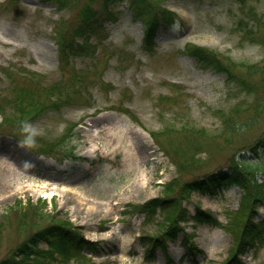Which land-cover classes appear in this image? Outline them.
Here are the masks:
<instances>
[{"label": "rangeland", "instance_id": "374dc122", "mask_svg": "<svg viewBox=\"0 0 264 264\" xmlns=\"http://www.w3.org/2000/svg\"><path fill=\"white\" fill-rule=\"evenodd\" d=\"M161 2L177 19L159 29L156 52L142 48L145 24L135 21L129 4L123 2L114 5L118 21L106 23L108 38L101 42L92 38L89 51L65 69L59 64L54 30L60 19L73 16L71 10L59 11L54 0H20L10 10L0 8V96L12 92L13 77L4 72L21 74L18 78L25 82L24 71L36 73L45 87H68L71 96L69 106L47 110L16 136L13 128L1 126L0 115V217L17 200L44 196L49 201L44 211L70 219L87 239L98 242L100 252L86 254L102 264L220 263L232 251L235 238L225 227L190 222L186 232L194 234L192 242L203 253L187 256L181 233L166 253L157 249L149 261L142 237L158 233L160 218L145 220V215L133 214L129 207L162 195L164 184L173 179L183 182L211 173L231 157L255 158L242 146L264 133V100L260 113L254 115L252 97L230 91L233 84L225 74L203 69L183 53L194 44L237 64H264V48L243 41L234 29L242 16L241 5L234 0ZM251 4L264 9V0ZM236 70L245 73V67ZM237 106L238 121L243 124L256 116L253 126L231 145L223 136L209 151L196 153L195 164L182 173L151 136L159 133L166 142L164 133L169 131L182 139L179 131L186 126L205 129L211 137L222 135L218 112L229 113ZM50 144L49 154H42ZM72 154L76 158H65ZM243 195L240 187L233 186L216 196L193 194L185 206L194 215L198 205L228 226ZM258 213L262 220L264 204ZM24 237L16 226L0 233V259ZM241 261L264 264V248L257 255L246 253Z\"/></svg>", "mask_w": 264, "mask_h": 264}, {"label": "trees", "instance_id": "16d2710c", "mask_svg": "<svg viewBox=\"0 0 264 264\" xmlns=\"http://www.w3.org/2000/svg\"><path fill=\"white\" fill-rule=\"evenodd\" d=\"M59 10H71L72 17L62 19L55 29V40L59 50L61 69L68 68L71 59L82 56L88 52V43L92 37L101 38L105 32V23L117 20V13L112 11L113 5L126 0H54ZM134 18L142 19L146 24L143 40L145 51L155 52V38L162 25L173 23L175 14L164 7L162 0H127ZM243 7H248L252 1L235 0ZM17 4V0H7L6 9ZM242 16L236 21L235 28L242 35L244 41L261 45L264 48V10L258 11L255 6L243 9ZM106 38V36H103ZM184 52L193 57L200 67L213 69L227 76L234 83L235 90L253 98L251 107L254 115H258L263 107L264 100V64H237L229 57L218 54L194 44L186 46ZM237 67H245V73L239 74ZM5 75L11 80L12 92L7 96H0V115L3 116L1 126L13 128L12 135L16 136L25 131V125L40 117L49 109H59L71 103L68 87L52 85L45 87L36 73L23 72L27 79L25 82L18 77ZM76 74H74L73 80ZM20 81V82H18ZM22 82V84H21ZM69 84V82L67 83ZM240 107H235L232 112L219 111L223 124L222 135L208 136L205 129H190L187 126L179 133L169 131L161 135L153 132L152 136L161 149L175 163L180 173L187 171L188 166L195 164V157L202 151H209L216 141L225 137L228 145L242 136L256 121V116H249L242 124L237 116ZM167 129V130H171ZM69 129L67 130V132ZM65 137L60 139L61 144ZM67 139V137H66ZM43 144V143H42ZM184 145V146H183ZM41 150L49 154L52 145ZM255 154L257 159L231 157L223 168L202 176H194L190 180L180 182L173 179L166 183L161 197H156L147 202L133 206V212L142 213L148 220L162 218L159 223L157 235L143 237L147 239L144 244L148 246L149 258L154 256L157 248L165 251L168 241H175L180 232H184L182 222L190 218L195 223H210L221 226L222 224L211 214L198 209L192 217L184 207V201L191 198L194 193L201 196H214L221 190L239 186L244 191L241 206L237 211L230 213V223L226 229L235 238V249L229 258L221 264H243L240 255L249 250L258 252L264 246V219L257 221V209L264 203V181L261 182L258 173L264 175V166L259 161L264 154V133L252 143L242 146ZM197 153V154H196ZM193 163V164H192ZM192 164V165H191ZM188 165V166H187ZM45 201L38 200L27 202L17 200L13 207L0 217V233L16 226L25 237L15 246L12 252L0 259V264H52L54 262H70L75 259L77 264H100L94 262L84 251L99 252L98 243L85 239L81 229L74 226L69 219L52 211H44ZM189 240V235H185ZM188 255H196V247L189 243L186 248Z\"/></svg>", "mask_w": 264, "mask_h": 264}, {"label": "clouds", "instance_id": "9594fccd", "mask_svg": "<svg viewBox=\"0 0 264 264\" xmlns=\"http://www.w3.org/2000/svg\"><path fill=\"white\" fill-rule=\"evenodd\" d=\"M28 127H29V126L26 124V125H25V130H27Z\"/></svg>", "mask_w": 264, "mask_h": 264}, {"label": "bare ground", "instance_id": "6f19581e", "mask_svg": "<svg viewBox=\"0 0 264 264\" xmlns=\"http://www.w3.org/2000/svg\"><path fill=\"white\" fill-rule=\"evenodd\" d=\"M138 130V129H137ZM139 131V130H138ZM143 174V173H142Z\"/></svg>", "mask_w": 264, "mask_h": 264}]
</instances>
